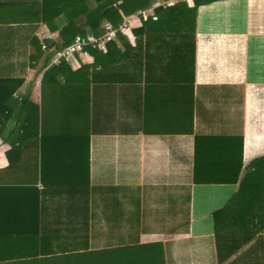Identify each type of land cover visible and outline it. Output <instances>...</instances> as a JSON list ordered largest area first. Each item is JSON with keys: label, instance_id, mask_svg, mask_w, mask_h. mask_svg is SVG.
<instances>
[{"label": "crops", "instance_id": "crops-1", "mask_svg": "<svg viewBox=\"0 0 264 264\" xmlns=\"http://www.w3.org/2000/svg\"><path fill=\"white\" fill-rule=\"evenodd\" d=\"M163 1L123 17L127 28L90 76L88 125L48 110L46 196L36 197L40 179L24 180L28 166L9 163L17 133L0 136V233L19 229L24 215L38 218V228L78 220L90 247L136 237L139 244L161 243L164 264H252L235 258L248 245L218 261L212 213L234 197L238 216L264 217V0L198 4L192 35L164 28L162 36L138 34L144 22L157 20L156 6L175 3L157 5ZM108 7L115 1L0 0V78L21 80L13 95L39 104L42 74L31 60L37 45L47 36L60 42L63 26H80ZM75 59L72 69L91 64L94 55ZM57 91L62 95L64 87ZM54 98L49 107L64 113L69 101ZM73 123L78 152L64 142ZM6 248L1 241L0 250Z\"/></svg>", "mask_w": 264, "mask_h": 264}, {"label": "trees", "instance_id": "trees-1", "mask_svg": "<svg viewBox=\"0 0 264 264\" xmlns=\"http://www.w3.org/2000/svg\"><path fill=\"white\" fill-rule=\"evenodd\" d=\"M114 1V8L103 12L102 9L98 10L96 18L87 16L83 23L81 21L80 26L70 24L74 22L63 26L59 31V36L62 38L60 42L48 41L45 49H42L41 45H37V53L32 54L31 60L37 62V71L42 74L39 104L31 102L28 95L24 94L19 98L13 95L21 82L19 78H0V136L5 140L9 132L17 133L14 141L9 140L11 142V147L7 152L9 163L11 165H21L20 163H22L23 166H28V170L25 172L28 173V179L24 180L29 183L37 179L44 183V188L40 190L34 188L37 198L46 196L48 189L46 186L48 177L45 175L47 173L45 172V152L51 142V138L48 136V131L51 128V124L49 126L51 121L47 118L48 110L52 111L54 116H58L57 118H60L61 114L76 119L80 117L88 125L86 114H88L90 76L96 73L97 66L104 67L99 60L105 56L109 57L108 54L113 48L115 49V43L112 41L113 39L109 41L103 52L98 49H89L94 55V61L76 69H72V64L64 60L58 64L48 65V63L56 48L70 43L74 35L78 33L85 35L87 31L83 29V25L87 26L92 34H98L101 31L97 28L103 19L118 24L124 16L152 4V0H110V2ZM208 1L212 0H194V6H188L184 1H177L165 8L156 6L154 15L157 16V20L149 19L150 21L144 22L136 32L150 36H162V28H164L168 31L167 33L163 32L165 34L180 36L190 34L189 30H191L192 35L195 27L196 6ZM88 9L86 13H89ZM116 36H121V31ZM116 56L118 64L125 65V61L120 56ZM58 86H63L64 91L57 97ZM52 95L55 96L54 99L63 98L69 101L68 106L64 108V113L59 106L49 107L47 102L54 97ZM10 118L14 119L11 126L8 124ZM69 127L72 130L69 138L65 137L64 142L69 140L67 143L72 145V150L75 148L78 152L77 128L74 123ZM79 139L82 148L84 147L83 137L81 136ZM85 148H87L86 138ZM69 188L70 185L65 186L68 193L72 192V188ZM233 202L234 197H231L222 208L212 213L218 261H224L236 254L239 247L248 245L247 249L239 252L235 258L250 260L252 264H264V235H258L260 231L264 230V217L238 216V212L232 211ZM28 206H30V202ZM223 214L227 217H223ZM87 221L85 219L84 224H81L82 229ZM39 222L38 218L24 215L19 229L11 228L4 234L0 233V242L4 241L7 247L6 250H0V258L7 259L9 262L6 264H164V252L159 242L139 244L135 237L125 244L123 242L122 245L94 248L90 247L91 236L87 232L79 234L78 220H74V224L68 222L65 226L63 222L56 219L54 225L38 228ZM15 247L16 250H14Z\"/></svg>", "mask_w": 264, "mask_h": 264}, {"label": "built area", "instance_id": "built-area-1", "mask_svg": "<svg viewBox=\"0 0 264 264\" xmlns=\"http://www.w3.org/2000/svg\"><path fill=\"white\" fill-rule=\"evenodd\" d=\"M176 1H191V0H166L158 3L157 5H169ZM142 13V11H140ZM152 18L156 19L157 16L152 14ZM127 28V19L123 18L118 24H113L110 21L104 22L102 30L98 34H76L73 39L67 45L56 48L53 56L51 57L48 65L58 64L61 61H67L73 64L76 59V55L88 56L89 49H98L105 51L107 48V43L114 39L118 32L123 31ZM51 36H47L41 42V48L45 49L47 47L48 39Z\"/></svg>", "mask_w": 264, "mask_h": 264}, {"label": "water", "instance_id": "water-1", "mask_svg": "<svg viewBox=\"0 0 264 264\" xmlns=\"http://www.w3.org/2000/svg\"><path fill=\"white\" fill-rule=\"evenodd\" d=\"M111 7L105 8L103 11L110 9Z\"/></svg>", "mask_w": 264, "mask_h": 264}]
</instances>
